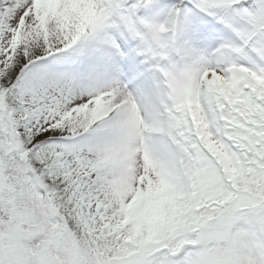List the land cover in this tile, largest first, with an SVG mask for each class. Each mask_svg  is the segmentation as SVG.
I'll list each match as a JSON object with an SVG mask.
<instances>
[{
	"label": "snow or ice",
	"instance_id": "6c2138e0",
	"mask_svg": "<svg viewBox=\"0 0 264 264\" xmlns=\"http://www.w3.org/2000/svg\"><path fill=\"white\" fill-rule=\"evenodd\" d=\"M0 264H264V0H0Z\"/></svg>",
	"mask_w": 264,
	"mask_h": 264
}]
</instances>
